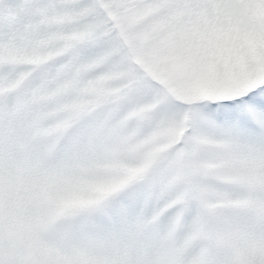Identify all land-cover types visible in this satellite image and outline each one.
Returning a JSON list of instances; mask_svg holds the SVG:
<instances>
[{
    "label": "snow or ice",
    "instance_id": "6c2138e0",
    "mask_svg": "<svg viewBox=\"0 0 264 264\" xmlns=\"http://www.w3.org/2000/svg\"><path fill=\"white\" fill-rule=\"evenodd\" d=\"M0 264H264V0H0Z\"/></svg>",
    "mask_w": 264,
    "mask_h": 264
}]
</instances>
